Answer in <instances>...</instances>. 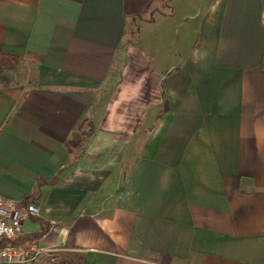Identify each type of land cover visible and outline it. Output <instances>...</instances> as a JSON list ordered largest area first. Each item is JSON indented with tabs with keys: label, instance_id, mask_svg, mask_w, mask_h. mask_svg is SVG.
<instances>
[{
	"label": "crops",
	"instance_id": "obj_1",
	"mask_svg": "<svg viewBox=\"0 0 264 264\" xmlns=\"http://www.w3.org/2000/svg\"><path fill=\"white\" fill-rule=\"evenodd\" d=\"M0 52L1 264H264V0H0Z\"/></svg>",
	"mask_w": 264,
	"mask_h": 264
},
{
	"label": "built area",
	"instance_id": "obj_2",
	"mask_svg": "<svg viewBox=\"0 0 264 264\" xmlns=\"http://www.w3.org/2000/svg\"><path fill=\"white\" fill-rule=\"evenodd\" d=\"M37 204L0 193V264L4 261L31 259L43 250L35 241L26 244L14 242L21 233L23 220L30 214L39 213Z\"/></svg>",
	"mask_w": 264,
	"mask_h": 264
},
{
	"label": "trees",
	"instance_id": "obj_3",
	"mask_svg": "<svg viewBox=\"0 0 264 264\" xmlns=\"http://www.w3.org/2000/svg\"><path fill=\"white\" fill-rule=\"evenodd\" d=\"M19 61V57L15 54H11V53H4V52H0V79H3L6 81L7 77L3 74H1V69L3 67H11L14 66L18 63ZM41 222V227L35 231L30 233L29 235H27V237L34 239L36 237L41 236L42 234H44L47 229H48V222H46L44 219H39ZM25 236H21L20 238H15L14 242L18 243L19 239H23Z\"/></svg>",
	"mask_w": 264,
	"mask_h": 264
},
{
	"label": "rangeland",
	"instance_id": "obj_4",
	"mask_svg": "<svg viewBox=\"0 0 264 264\" xmlns=\"http://www.w3.org/2000/svg\"><path fill=\"white\" fill-rule=\"evenodd\" d=\"M130 28L131 29L133 28L132 24L130 25ZM0 82H5V80L0 79ZM23 226H24V228H27V227H30L31 225L24 221ZM62 259H64V258H62ZM62 259H61V261H62ZM77 259H78V254L72 252V254H71V263H69V264H75ZM59 263H60L59 259L58 260L55 259V258L54 259H50V257L49 258H45L44 260L41 261V264H59Z\"/></svg>",
	"mask_w": 264,
	"mask_h": 264
}]
</instances>
